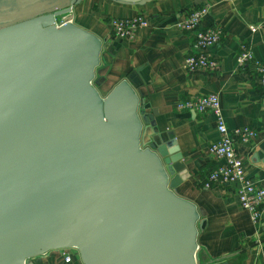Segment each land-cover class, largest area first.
I'll list each match as a JSON object with an SVG mask.
<instances>
[{"label":"water","instance_id":"water-1","mask_svg":"<svg viewBox=\"0 0 264 264\" xmlns=\"http://www.w3.org/2000/svg\"><path fill=\"white\" fill-rule=\"evenodd\" d=\"M77 0H0V264L72 248L82 264L200 262L196 204L173 190L171 134L121 78L95 85L103 40Z\"/></svg>","mask_w":264,"mask_h":264},{"label":"crops","instance_id":"crops-1","mask_svg":"<svg viewBox=\"0 0 264 264\" xmlns=\"http://www.w3.org/2000/svg\"><path fill=\"white\" fill-rule=\"evenodd\" d=\"M205 4L209 12L202 25L223 29L220 41L208 49L219 68L215 72H188L183 60L190 53L193 34L180 30L177 22ZM136 14H142L148 26L139 28L132 39L111 33V17ZM70 17L103 40L96 71L102 79L98 85L101 94L127 77L148 104L146 112L153 113L155 126L147 132L169 133L175 140L181 158L180 171L172 178L173 190L193 201L199 210L200 262L264 264V208L261 223L255 228L234 187L201 186L206 171L219 163L208 150L219 138L214 116L175 106L184 97L217 94L229 132L244 126L256 130L250 143L235 141L234 145L246 175L264 187V93L254 64L239 66L237 62L241 43L249 46L255 60L264 61V0H77ZM30 264L82 263L76 250L68 248L51 250Z\"/></svg>","mask_w":264,"mask_h":264},{"label":"built area","instance_id":"built-area-1","mask_svg":"<svg viewBox=\"0 0 264 264\" xmlns=\"http://www.w3.org/2000/svg\"><path fill=\"white\" fill-rule=\"evenodd\" d=\"M72 7L73 5L70 6L68 13L55 20L56 24L73 21L70 17ZM208 12L209 6L207 4L201 5L187 12L183 19L177 22V27L180 30L193 34L190 53L183 60V67L188 72H193L196 69L215 72L219 68L218 61L210 56L208 49L220 41L223 36V29L215 24L202 25V21ZM108 21L111 33L124 39H132L139 28L148 26V21L142 14L126 18L111 17ZM250 30H255V27L250 26ZM237 62L239 66H243L247 62L254 64L258 85L264 93V61L255 60L249 46L241 43ZM175 106L178 110L214 116L219 138L209 145L208 150L219 163L206 171L205 177L201 180V186L206 189L214 186L234 187L241 207L248 212L252 224L257 228L263 218L264 187L246 175L242 157L234 145L235 141L244 144L250 143L256 136V130L244 126L234 128L232 132H229L223 119L219 98L215 93L184 97L178 100ZM64 259L69 261L70 256L65 254Z\"/></svg>","mask_w":264,"mask_h":264},{"label":"trees","instance_id":"trees-1","mask_svg":"<svg viewBox=\"0 0 264 264\" xmlns=\"http://www.w3.org/2000/svg\"><path fill=\"white\" fill-rule=\"evenodd\" d=\"M95 79L98 81V82H96L95 83V85L97 86V88H98V85H99V83H101L102 82V79H100L99 78V76H98V73L96 74V77H95ZM98 90H99V88H98Z\"/></svg>","mask_w":264,"mask_h":264}]
</instances>
